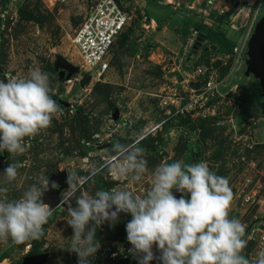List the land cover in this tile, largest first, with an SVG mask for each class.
<instances>
[{
    "label": "rangeland",
    "instance_id": "rangeland-1",
    "mask_svg": "<svg viewBox=\"0 0 264 264\" xmlns=\"http://www.w3.org/2000/svg\"><path fill=\"white\" fill-rule=\"evenodd\" d=\"M115 1L130 20L112 48L110 69L101 81L80 86L86 71L72 37L96 0H0V79L4 73L20 78L34 70L47 73L50 95L71 106L58 103L62 114L36 137L25 138L22 155H0V174L9 163L23 165L12 184L0 179V187H8L0 196L18 199L30 185L62 172L81 178L73 206L81 194L99 191L98 183L105 190L130 188L143 195L151 171L162 161H206L229 181L234 196L229 216L245 225L244 255L254 260L264 249V94L256 80L244 75V64L222 46L203 40L190 56L192 48L185 52V45L198 24L213 29L211 34L223 30L217 21L226 12L229 38L239 40L255 13L256 22L264 17V1ZM58 61L76 68L72 82L57 79ZM197 66L216 70L218 92L206 108L182 114L186 75ZM203 82L200 77L191 87L201 89ZM116 141L144 150L149 173L139 183L118 180L102 169L114 156L110 149ZM66 188L43 196L52 207L44 236L18 246L0 242V264H23L37 254L43 255L39 264H77V255L66 249L73 235L68 209L56 208ZM128 221L97 228L99 247L90 264H137L126 239Z\"/></svg>",
    "mask_w": 264,
    "mask_h": 264
},
{
    "label": "clouds",
    "instance_id": "clouds-1",
    "mask_svg": "<svg viewBox=\"0 0 264 264\" xmlns=\"http://www.w3.org/2000/svg\"><path fill=\"white\" fill-rule=\"evenodd\" d=\"M48 74L39 70L27 78L4 73L0 79V153L10 156L26 151L25 138H34L62 114L50 95ZM111 160L102 169L118 180L139 183L149 173L144 150L136 143L116 141ZM19 162L9 163L0 174L6 185L18 176ZM81 178L68 175L56 208L67 207V225L73 230L66 249L77 255V264H90L98 249L96 230L104 222L114 225L121 213L130 214L126 239L137 264H264V249L254 260L244 255L245 225L230 218L234 198L226 177L213 172L206 161L159 163L150 174V187L143 195L130 188L113 187L94 195L72 197ZM57 187L44 179L30 185L18 199L0 196V242L23 245L41 239L52 207L43 196ZM175 190V191H174ZM8 187H0L7 193ZM179 194V195H177ZM155 248V251H154Z\"/></svg>",
    "mask_w": 264,
    "mask_h": 264
},
{
    "label": "built area",
    "instance_id": "built-area-1",
    "mask_svg": "<svg viewBox=\"0 0 264 264\" xmlns=\"http://www.w3.org/2000/svg\"><path fill=\"white\" fill-rule=\"evenodd\" d=\"M261 3L264 0H260ZM223 11L221 12V14ZM227 13V12H226ZM241 12H237L240 15ZM206 14L205 12H201ZM209 17V15H207ZM258 13H255L247 31L241 37L232 49V53L228 56L236 57V61L243 63V53L255 25ZM130 17L125 13L115 0H96L90 8L83 21L74 31L72 43L76 48L81 60V65L84 67L86 74L90 77V84L101 81L110 69L112 48L128 25ZM231 23V20L230 22ZM234 28V27H233ZM199 36L197 31L187 40L185 52L193 47L195 40ZM200 77H203V87L194 89L191 84L195 83ZM79 81V80H77ZM66 83L72 82L65 81ZM186 85L184 86L186 99L185 104L178 110L183 114L185 112H193L196 109L206 108L209 100L215 97L218 92L220 82L215 69H206L202 66H197L187 72ZM166 104V102H164ZM164 105V104H162ZM69 107H71L69 105ZM69 107H65L67 109ZM63 111V110H62Z\"/></svg>",
    "mask_w": 264,
    "mask_h": 264
},
{
    "label": "water",
    "instance_id": "water-1",
    "mask_svg": "<svg viewBox=\"0 0 264 264\" xmlns=\"http://www.w3.org/2000/svg\"><path fill=\"white\" fill-rule=\"evenodd\" d=\"M203 40V35L197 36L195 43L192 47L190 56L197 53V50L201 47ZM243 64L244 75L246 77H251L256 80L261 91L264 94V17H261L252 29L251 35L244 49ZM56 72L57 79L60 82H65L69 80L71 75L76 72V68L70 65H64L61 61H58L56 64ZM89 82L90 77L86 74L80 81V86H84ZM52 98L57 101L60 105L64 107H69V104L67 102H64L60 99H56L55 97ZM117 113L118 112H116V115ZM2 154L3 153H0V155ZM67 176V173L62 172L51 177L49 179L50 183L55 182L57 187L55 189H50L49 193H58L62 188L68 187L66 183ZM118 219L130 220L131 216L130 214L121 213ZM106 224L107 222H104L101 227H104ZM41 260H43L42 254L32 255L29 256L23 264H39Z\"/></svg>",
    "mask_w": 264,
    "mask_h": 264
},
{
    "label": "trees",
    "instance_id": "trees-1",
    "mask_svg": "<svg viewBox=\"0 0 264 264\" xmlns=\"http://www.w3.org/2000/svg\"><path fill=\"white\" fill-rule=\"evenodd\" d=\"M229 22H230L229 14L226 13L224 16L219 17V20L217 21V25H219L220 27L223 26V30H221L220 32H217L218 34H215V33L211 34L210 31L213 32V29L211 30L209 27L202 25V24H198L196 26V30L198 31L199 35L204 36V41L209 42L213 45H220L224 49L225 54H231L236 41H233L229 38L228 29H226L228 27ZM202 50L205 53L207 52V48L205 46L202 47ZM98 186L100 190H105V188L101 186L99 183H98ZM36 248H37L36 253H39L40 244H38Z\"/></svg>",
    "mask_w": 264,
    "mask_h": 264
},
{
    "label": "flooded vegetation",
    "instance_id": "flooded-vegetation-1",
    "mask_svg": "<svg viewBox=\"0 0 264 264\" xmlns=\"http://www.w3.org/2000/svg\"><path fill=\"white\" fill-rule=\"evenodd\" d=\"M208 43H205L204 45H207ZM55 194H57V193H49V197H53ZM121 220H124V219H121Z\"/></svg>",
    "mask_w": 264,
    "mask_h": 264
},
{
    "label": "crops",
    "instance_id": "crops-1",
    "mask_svg": "<svg viewBox=\"0 0 264 264\" xmlns=\"http://www.w3.org/2000/svg\"><path fill=\"white\" fill-rule=\"evenodd\" d=\"M151 9H154V10H156V8H155V6L153 5L152 7H151ZM205 24V23H204ZM247 31V30H246ZM238 41V40H237ZM236 41V42H237ZM236 44V43H235Z\"/></svg>",
    "mask_w": 264,
    "mask_h": 264
}]
</instances>
